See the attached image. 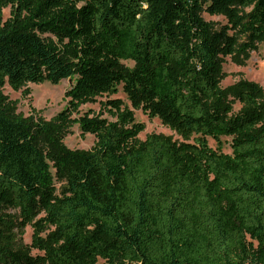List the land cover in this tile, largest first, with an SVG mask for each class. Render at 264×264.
I'll use <instances>...</instances> for the list:
<instances>
[{
  "label": "trees",
  "instance_id": "obj_1",
  "mask_svg": "<svg viewBox=\"0 0 264 264\" xmlns=\"http://www.w3.org/2000/svg\"><path fill=\"white\" fill-rule=\"evenodd\" d=\"M263 41L264 0H0V264H264L263 90L221 85L225 57ZM65 79L50 121L5 93ZM119 86L181 139L141 140L120 98L82 113ZM74 124L91 149L64 143Z\"/></svg>",
  "mask_w": 264,
  "mask_h": 264
},
{
  "label": "rangeland",
  "instance_id": "obj_2",
  "mask_svg": "<svg viewBox=\"0 0 264 264\" xmlns=\"http://www.w3.org/2000/svg\"><path fill=\"white\" fill-rule=\"evenodd\" d=\"M10 15V8L3 9V18H8ZM204 18L211 22L215 27H221L227 24V18L224 14H210L203 13ZM129 67H133L134 62L124 61ZM245 79L253 81L261 86L263 90L264 98V41L257 44L255 50H251L246 54H236L234 56L225 57L222 63V79L221 85L225 88L233 86L238 81ZM75 83L73 79L62 80L59 84H51L50 82H44L40 84L29 83L24 89H29L30 94H23V90L16 91L10 86L5 87V93L10 96L11 99L18 101V112L28 116L34 114L36 117H41L46 121L52 120L59 112L66 108L68 104V98L65 93ZM120 98L130 108L134 109L131 102L128 100L127 95L124 93L122 86H119L118 92L99 97L95 102H89L82 106V113L93 110L95 112L102 111L101 101H105L107 98ZM241 103L234 99L235 111L241 108ZM135 119L137 122L145 124V130L139 134L141 140H145L148 135L152 133L172 135L176 139L181 137L172 131L169 127L165 126L162 121L155 117L150 118L141 109H134ZM105 113V112H104ZM76 114L73 115L75 117ZM104 117H109L108 113L104 114ZM209 144L218 149V142L209 137ZM231 137H221V143L223 145L222 151L225 153H231ZM64 143L71 149H91L95 143V135L83 134L79 124H74L66 131L64 137ZM11 214H17L16 210H6ZM21 241L25 244H30L32 241L33 227L27 225L22 229ZM36 252L35 250L33 251ZM98 264H105L101 259Z\"/></svg>",
  "mask_w": 264,
  "mask_h": 264
}]
</instances>
